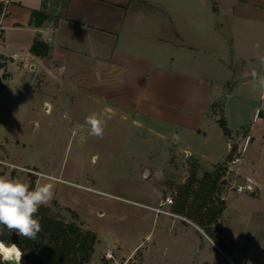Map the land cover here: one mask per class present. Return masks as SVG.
<instances>
[{"label":"rangeland","instance_id":"1","mask_svg":"<svg viewBox=\"0 0 264 264\" xmlns=\"http://www.w3.org/2000/svg\"><path fill=\"white\" fill-rule=\"evenodd\" d=\"M1 1L5 6L6 1ZM213 1L219 8L222 23L219 30L231 34L232 48L239 55L243 42L253 41L243 31H253L256 22L264 27V0ZM230 2L233 10L229 13ZM6 24L7 19L3 21ZM5 31L8 37L17 39V32L13 31L23 30ZM237 55L231 60L230 78L221 85V102L225 112L232 115L228 118L221 113L228 127L224 147L228 141L234 146L235 154L239 158L243 156L242 165L248 176L235 173L233 167L239 161L229 164L232 170L224 174L227 182L221 188L220 197L224 200L226 197L225 210L215 232L224 238L226 248L180 218L148 207L170 196L173 203L161 208L174 213L176 186L186 180L191 168L189 160H193L192 156H181L178 140L174 141L170 134L161 137L159 133L136 128L130 116L119 118L102 113L92 104L88 110H95L106 121V128L101 139L89 136L85 124L89 114L75 115L65 106L46 112L42 104L44 98L50 101L49 92L26 91L19 86L25 74L18 75L16 69L6 86H2L5 77L0 74V152L10 144V160L22 167L0 164V175L20 177L25 183L33 176L34 186L38 181L46 182V178L54 181V198L58 201H51L52 211L71 220L64 208L71 207L84 220L81 227L87 226L97 234L98 241L86 264H264V148L258 132L260 126L253 121L251 128L256 140L241 152L243 137L237 134L240 123L234 114L236 104L252 105V102L241 103L239 98L242 91L253 96L250 85L241 83L244 79L241 70L246 66L251 74L255 71L259 76L260 70L264 73V67L256 59L257 55H264V47L255 50L254 60L245 61V65ZM231 90L232 97L228 99ZM253 99L257 101L256 97ZM212 111L219 113L220 104H214ZM65 113L69 119L63 118ZM247 118L251 122V116ZM194 157L204 166L197 167V175L201 176L208 165L198 153ZM157 170H162V178H157ZM247 177L261 185L259 194L255 185L253 191L240 192L231 186L243 184ZM171 219L177 224L168 231ZM180 223H184V230L175 233ZM224 226L234 240L223 231ZM107 249L113 258H105ZM21 263L25 264L23 258Z\"/></svg>","mask_w":264,"mask_h":264},{"label":"crops","instance_id":"2","mask_svg":"<svg viewBox=\"0 0 264 264\" xmlns=\"http://www.w3.org/2000/svg\"><path fill=\"white\" fill-rule=\"evenodd\" d=\"M5 1L0 17V74L5 77L2 86L14 77L16 69L18 75L25 74L19 86L26 91L49 92L50 101L44 98L42 104L46 112L65 106L72 114L86 115L95 111L88 110L92 104L102 113L119 118L130 116L136 128L159 133L161 137L170 134L180 142L181 156H192L189 161L203 168L194 157L198 153L205 158L207 170L223 163L231 147L234 149L228 141L224 147L226 134L217 122L218 112L212 111L218 103L221 113L232 117L229 111L225 112L220 97L221 85L233 71L231 60L237 55L231 34L219 30L222 23L213 0H68L64 8L47 0L50 17L39 27L30 24V11L40 8L43 0ZM232 6L230 2L229 13ZM5 19L7 24L3 25ZM5 29L23 31H13L18 35L14 39L7 36ZM262 29L256 22L253 31H243L246 37H253L251 44L243 42L237 55L243 65L254 60L255 50L264 47ZM35 38L48 43L45 56L30 52ZM247 69L242 67L241 83L250 85L253 96L242 91L239 98L241 103L252 105L236 104L234 113L240 123L237 134L243 137L241 152L256 140L251 128L253 121L260 126L258 132L264 148V88L259 83L264 73L260 70L254 79ZM231 97L232 90L227 94L228 99ZM250 116L251 122L246 121ZM10 155L9 144L0 152V158L13 167H22L10 160ZM242 160L243 156L233 168L236 174L247 175ZM254 185L259 194L261 185L256 180ZM159 203L148 207L156 212L154 208ZM164 204L169 205L163 203L160 208ZM161 212L204 232L182 214L165 208ZM184 223L177 225L175 233L184 230ZM173 224L177 222L171 219L166 229L172 231ZM228 236L231 238V234Z\"/></svg>","mask_w":264,"mask_h":264},{"label":"trees","instance_id":"3","mask_svg":"<svg viewBox=\"0 0 264 264\" xmlns=\"http://www.w3.org/2000/svg\"><path fill=\"white\" fill-rule=\"evenodd\" d=\"M64 8L68 0H54ZM43 0L38 9H31L29 22L39 27L50 17ZM4 4L0 0V17L3 14ZM49 45L41 39L35 38L30 46V52L45 56ZM2 63H0V67ZM262 112L259 111L258 115ZM217 122L224 133L228 132L225 118L218 113ZM234 149L227 155L226 160L232 156ZM197 167L191 163L186 180L176 186L173 211L193 220L203 231L220 245L225 246V240L215 232L219 217L225 208V200L220 198L222 186L227 182L224 178L225 166L217 164L212 170H204L201 176L197 175ZM34 177L31 176L28 184L34 187ZM54 201V200H53ZM53 203H56L55 201ZM70 213L71 220H66L54 213L49 205L41 206L36 217L40 220L42 230L35 240L19 236L16 232H8L5 228L0 234V240L6 244L15 243L24 252L25 264H86L91 259L97 234L87 228L81 227L83 221L79 215L68 206L64 207ZM214 225V228H211Z\"/></svg>","mask_w":264,"mask_h":264},{"label":"clouds","instance_id":"4","mask_svg":"<svg viewBox=\"0 0 264 264\" xmlns=\"http://www.w3.org/2000/svg\"><path fill=\"white\" fill-rule=\"evenodd\" d=\"M259 48V44L256 45ZM257 61L264 67V55H257ZM255 79L257 72H252ZM264 88V79L259 81ZM64 119H69L68 113ZM88 135L103 138L106 121L97 112L85 118ZM162 170H157V178H162ZM54 181L46 178V182H37L33 187L20 177L0 175V234L6 228L8 232H16L19 236L35 240L42 230L40 220L36 217L41 206H47L54 199ZM24 252L15 243L6 244L0 240V264H20Z\"/></svg>","mask_w":264,"mask_h":264},{"label":"built area","instance_id":"5","mask_svg":"<svg viewBox=\"0 0 264 264\" xmlns=\"http://www.w3.org/2000/svg\"><path fill=\"white\" fill-rule=\"evenodd\" d=\"M16 56V54H12L11 57L14 59ZM2 142V136L0 134V144ZM233 150V148L231 147V151ZM236 151H233L232 156L229 160H226V162L223 164L225 166V174L230 173V171L232 170V167L230 166L231 164L236 163L237 161H239V155L235 154ZM238 152V151H237ZM0 164H5V165H10V166H14L11 165L9 163H7L6 161H4L3 159L0 158ZM230 164V165H229ZM29 171H33V170H29ZM34 172V171H33ZM236 173V171H235ZM225 176V175H224ZM227 178V177H226ZM232 187H234L237 191H243V190H247V191H253L254 190V182L251 179H246V181L243 184H232ZM221 199H224L223 197H220ZM163 203H167V204H172L173 203V198L170 196L165 197L160 203H159V207L154 208L156 210V212H160L163 211V209L160 208V205ZM104 256L107 259L113 258L112 252L110 251V249H107L104 252Z\"/></svg>","mask_w":264,"mask_h":264},{"label":"bare ground","instance_id":"6","mask_svg":"<svg viewBox=\"0 0 264 264\" xmlns=\"http://www.w3.org/2000/svg\"><path fill=\"white\" fill-rule=\"evenodd\" d=\"M20 264H22V263L20 262Z\"/></svg>","mask_w":264,"mask_h":264},{"label":"water","instance_id":"7","mask_svg":"<svg viewBox=\"0 0 264 264\" xmlns=\"http://www.w3.org/2000/svg\"><path fill=\"white\" fill-rule=\"evenodd\" d=\"M185 153V151H183Z\"/></svg>","mask_w":264,"mask_h":264}]
</instances>
